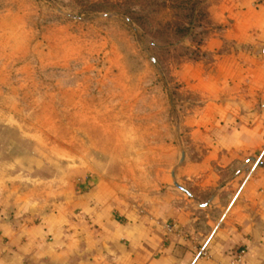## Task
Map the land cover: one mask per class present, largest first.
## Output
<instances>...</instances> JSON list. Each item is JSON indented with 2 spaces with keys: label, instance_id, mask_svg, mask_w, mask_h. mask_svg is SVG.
Instances as JSON below:
<instances>
[{
  "label": "crops",
  "instance_id": "obj_1",
  "mask_svg": "<svg viewBox=\"0 0 264 264\" xmlns=\"http://www.w3.org/2000/svg\"><path fill=\"white\" fill-rule=\"evenodd\" d=\"M215 18L204 55L176 69L196 102L159 182L69 166L42 196L5 194L0 264H231L238 248L264 264V0H221Z\"/></svg>",
  "mask_w": 264,
  "mask_h": 264
},
{
  "label": "rangeland",
  "instance_id": "obj_2",
  "mask_svg": "<svg viewBox=\"0 0 264 264\" xmlns=\"http://www.w3.org/2000/svg\"><path fill=\"white\" fill-rule=\"evenodd\" d=\"M220 2L0 0V197L42 196L69 166L158 183L196 102L176 69Z\"/></svg>",
  "mask_w": 264,
  "mask_h": 264
},
{
  "label": "built area",
  "instance_id": "obj_3",
  "mask_svg": "<svg viewBox=\"0 0 264 264\" xmlns=\"http://www.w3.org/2000/svg\"><path fill=\"white\" fill-rule=\"evenodd\" d=\"M165 230L169 236H176L187 240L189 239L185 234H183V232L179 229V227L176 224L167 225ZM193 249L195 250L198 258L208 259L210 257L209 252L204 246H199L194 242ZM246 253H247L246 248H238L234 250L233 253L231 254L232 255L231 264H242L246 256Z\"/></svg>",
  "mask_w": 264,
  "mask_h": 264
},
{
  "label": "trees",
  "instance_id": "obj_4",
  "mask_svg": "<svg viewBox=\"0 0 264 264\" xmlns=\"http://www.w3.org/2000/svg\"><path fill=\"white\" fill-rule=\"evenodd\" d=\"M193 11L195 12V9H196V5H193ZM188 32H190V30H187ZM209 38V37H208ZM203 46V45H202ZM202 46H201V49H202Z\"/></svg>",
  "mask_w": 264,
  "mask_h": 264
},
{
  "label": "water",
  "instance_id": "obj_5",
  "mask_svg": "<svg viewBox=\"0 0 264 264\" xmlns=\"http://www.w3.org/2000/svg\"><path fill=\"white\" fill-rule=\"evenodd\" d=\"M183 159H184V155H183Z\"/></svg>",
  "mask_w": 264,
  "mask_h": 264
}]
</instances>
